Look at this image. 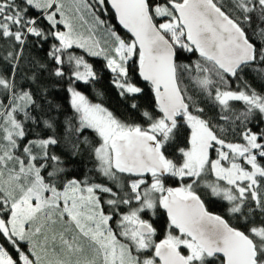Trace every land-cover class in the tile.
<instances>
[{
	"label": "snow or ice",
	"instance_id": "1",
	"mask_svg": "<svg viewBox=\"0 0 264 264\" xmlns=\"http://www.w3.org/2000/svg\"><path fill=\"white\" fill-rule=\"evenodd\" d=\"M109 7L130 38L102 18ZM74 49L103 58L142 122L89 99L100 75ZM257 64L264 0H0V264H264V128L248 127L264 123V94L244 80ZM55 89L71 110L63 133ZM62 137L94 161L82 177L55 151Z\"/></svg>",
	"mask_w": 264,
	"mask_h": 264
},
{
	"label": "trees",
	"instance_id": "2",
	"mask_svg": "<svg viewBox=\"0 0 264 264\" xmlns=\"http://www.w3.org/2000/svg\"><path fill=\"white\" fill-rule=\"evenodd\" d=\"M102 18L106 19L111 25H113L116 30L120 33V35L124 36L125 38H130L129 34L125 31H123L119 26L116 24V19L115 15L112 12V10L109 7V14L103 16ZM253 40H256L257 43L259 41L255 36L252 37ZM47 47V46H45ZM74 51L79 54V55H85V58L93 64V66L96 68L97 72L100 75V79L95 85V88L92 87H82L81 90L89 97V99L93 103H101L104 107L108 108L110 111H112L116 116H118L120 119L128 120L129 122H142L141 117L139 116L138 112H133L130 111L127 107V104L129 102L122 100L118 94L116 89L110 84V78H111V73L104 69V60L102 57H90L87 56L86 53L82 49H74ZM34 56H44L43 51H33L31 53ZM192 60L196 59L195 56L191 57ZM180 61L182 63H189L190 60L187 57V54L182 56L180 58ZM134 63V62H133ZM261 67H264V65L257 64L253 66L252 69L248 70L244 74V80L247 81V83L255 89L258 93L264 94V79L261 78L259 75V69ZM23 75V74H21ZM135 78L139 81L138 75L133 73ZM18 81H21V76L17 77ZM140 86L145 88V93L144 95L138 97V102L141 105V110L147 108L149 111H151L154 108V100L151 94L150 87L146 86V82L139 81ZM182 86H187L189 88V94H197L196 90L192 87L190 80L188 76L185 74L182 82ZM237 85L234 83L233 87H236ZM35 90V89H34ZM102 93V94H100ZM55 98V101L58 103L64 104L65 108V113L59 115V120L61 122V127L59 128V131L63 133L64 129L62 127L63 121L67 115H71V110L68 108L66 104V93H64L62 90L55 89L53 90L52 96L49 97ZM203 99V97H200ZM201 107H205L206 113L208 117H213L215 116V112L211 109V107L206 104L202 103L200 105ZM236 107L238 109L243 108L242 104H237ZM55 115V114H54ZM261 118L259 114H255L250 118V121L248 123V127L253 128V130H258L257 125H259L260 128H264V123L260 122ZM215 122V121H214ZM35 133H41V129L37 128L34 130ZM47 132V130H45ZM43 134V133H41ZM84 135L88 136L89 139L91 140H98V137H95V134L91 131L88 130L84 133ZM228 139L230 140H239V137H234L231 134H229ZM180 146H184L183 142H181ZM55 151L62 155L64 159L68 161V166L70 169H74V171H70L69 175H77L82 177L84 173L88 169H92L94 167V161L89 158L87 154H82L81 156L76 157L75 159H72L69 155V149L68 147L65 146V141L63 140L62 137V144L61 147L55 149ZM96 182H105L104 178L99 176L98 174H94ZM207 179H214V177H207ZM205 190L201 186V194H202V199L205 200L206 207L208 210L215 212L219 215L225 216L226 219H228V216L226 214V208H227V202L222 201L219 198L216 197H211L210 194H204ZM147 216H151V213H148ZM147 216L145 218H147ZM154 223H156V226L159 229L158 233V239L163 237L164 233V227L166 223V215L163 213L162 210H160L155 217H152ZM232 223H235L233 220ZM11 251V249H9ZM15 256V253H12Z\"/></svg>",
	"mask_w": 264,
	"mask_h": 264
},
{
	"label": "water",
	"instance_id": "3",
	"mask_svg": "<svg viewBox=\"0 0 264 264\" xmlns=\"http://www.w3.org/2000/svg\"><path fill=\"white\" fill-rule=\"evenodd\" d=\"M110 9H111V8H110ZM116 24H117V25L119 26V28H121L123 31L127 32L125 29L122 28V26L119 25V23H118L117 20H116ZM128 34H129V33H128ZM129 36H130V34H129ZM209 211H210V210H209ZM210 212H212V211H210ZM213 213H215V212H213ZM215 214H217V213H215Z\"/></svg>",
	"mask_w": 264,
	"mask_h": 264
}]
</instances>
